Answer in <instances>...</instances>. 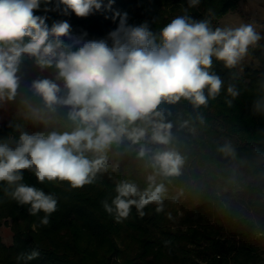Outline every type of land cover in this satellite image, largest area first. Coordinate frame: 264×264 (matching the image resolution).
Returning <instances> with one entry per match:
<instances>
[{
    "label": "trees",
    "instance_id": "16d2710c",
    "mask_svg": "<svg viewBox=\"0 0 264 264\" xmlns=\"http://www.w3.org/2000/svg\"><path fill=\"white\" fill-rule=\"evenodd\" d=\"M102 8L87 17H77L71 10L65 15L66 5L60 0H40L34 10L46 16L49 27L56 22L70 24L69 35L62 37L71 50H78L88 41L105 40L109 47V33L119 24L112 19L113 11L128 14L127 23L139 26L147 22L149 30L159 43V30L178 15L195 20L209 18L212 27L233 10L238 0H200L189 7L188 0H114L111 10L109 0H101ZM259 33L262 39L251 49L256 66H246L241 75L237 65L225 67L213 57L211 72L223 81L220 93L199 107L181 99L175 104L162 101L158 111L164 122L171 123L172 139L181 156L191 164L199 161L218 165L233 162V156L242 151L257 150V159L245 167L239 182L221 189L210 185L198 191L196 199L181 208V214L172 216L166 211L168 200L164 197V210L155 211L150 204L140 216L133 206L130 215L117 221L105 211L102 201L109 203L115 197V185L122 180L135 183L140 190L147 187V177L154 174L150 156L161 151L159 144L150 140L151 129L140 144L132 145L126 138L106 151L107 171L97 173L92 184L72 188L67 182L39 183L33 173L23 172V181L43 190L57 199V209L49 216V224H41L45 213L30 215L28 205H19L7 195L11 188L0 182V226L11 221L13 243L6 245L0 237V264H25L16 257L21 253L38 250L37 259L27 264H253L264 256V107L257 110V101L264 105V22ZM19 85L16 96L8 101V115L0 121V140L14 142L21 132L48 135L50 132H71L76 125L68 119L70 106L61 104L48 109L31 85L37 79H50L57 83L60 98L67 95L62 79H57L55 67L41 69L34 58L21 59ZM238 95L233 97L228 88ZM207 96V89L204 90ZM231 101V104L228 103ZM194 121V122H191ZM136 125L146 127L137 121ZM226 132L214 129V126ZM241 140L236 152L225 155L220 151L224 144L218 133ZM207 137H205V135ZM220 137V135H218ZM150 152L138 156L140 146ZM187 149H190L188 152ZM241 150V151H239ZM89 159L98 154L86 153ZM115 169V170H114ZM185 162L177 176L188 179ZM194 171V170H193ZM195 187L204 182L199 168L195 167ZM192 173V172H191ZM156 175V183L167 185V180ZM200 192V193H199Z\"/></svg>",
    "mask_w": 264,
    "mask_h": 264
},
{
    "label": "clouds",
    "instance_id": "9594fccd",
    "mask_svg": "<svg viewBox=\"0 0 264 264\" xmlns=\"http://www.w3.org/2000/svg\"><path fill=\"white\" fill-rule=\"evenodd\" d=\"M77 17H87L102 8L101 0H60ZM114 0H109L108 10ZM196 7L200 0H188ZM40 0H0V101H11L17 93V72L24 56L34 58L41 69L55 67L67 95L60 98L57 83L37 79L31 87L44 105L70 106L68 113L76 127L71 132H50L48 135L21 132L14 142L0 140V182L11 191L7 195L19 205H28L30 215L45 213L41 224H49V216L57 209V199L23 181V172L30 171L39 183L67 182L72 188L92 184L97 173L107 171L106 151L123 139L140 144L151 129L154 144L168 145L172 139L171 123L164 122L158 111L162 101L175 104L181 99L196 107L206 105L220 93L223 81L210 71L213 57L225 67H235L250 45L262 39L252 24L238 27H212L211 19L195 20L178 15L159 30V43L147 22L139 26L127 23L128 14L113 11L118 27L109 33L112 46L105 40L88 41L78 50H71L62 37L69 35L67 21L45 22L46 16L34 14ZM207 89V96L205 95ZM233 96L238 93L228 88ZM231 104V101H228ZM257 110L264 105L257 101ZM140 121L146 127L136 125ZM232 155L231 146L220 149ZM98 154L89 159L86 153ZM150 152L140 146L138 156ZM153 175L147 187L140 190L135 183L122 180L115 185V197L102 206L117 221L127 218L134 206L140 216L143 209L155 204L157 213L164 210L163 183L156 175L177 176L184 158L175 150L157 151L150 156ZM115 170V169H114ZM38 250L21 253L17 261L37 259Z\"/></svg>",
    "mask_w": 264,
    "mask_h": 264
},
{
    "label": "rangeland",
    "instance_id": "374dc122",
    "mask_svg": "<svg viewBox=\"0 0 264 264\" xmlns=\"http://www.w3.org/2000/svg\"><path fill=\"white\" fill-rule=\"evenodd\" d=\"M264 22V0H238L236 7L225 14L219 20V27H238L241 24H252L254 29L259 33L262 23ZM258 43V42H257ZM256 43V44H257ZM250 45L247 53L237 64V72L239 75L243 73L246 66H256L257 62L251 55V49L256 46ZM8 115V104L5 101H0V121H2ZM194 122V121H191ZM214 129H218L221 132H226L220 129L219 126H214ZM218 133V141L221 144H228L231 146L232 153L236 152L238 145L241 144V140L237 137H229ZM205 135V134H204ZM205 137H207L205 135ZM162 150H175L180 155L181 152L176 145H161ZM190 152V149H187ZM241 151V150H239ZM257 159V150L242 151L238 155L236 153L233 156V162L219 163L218 165L207 162L202 165L199 161L191 164L189 160L184 157L185 166L189 174L188 179L173 178L162 176L158 178L167 180L165 186L166 192L164 197L168 200L166 211L169 215L176 216L181 214V208L184 205H188L190 199H196L199 196L198 191H201L207 185L215 189H221L222 187L232 184L233 182H239L245 173V167L250 165L254 160ZM195 167L199 168L201 177L204 178V182L200 187H195L194 178L199 173L195 171ZM194 170V171H193ZM192 172V173H191ZM195 175H194V174ZM200 193V192H199ZM0 237L2 242L6 245L13 243V230L11 228V221L2 224L0 226ZM257 264V263H253Z\"/></svg>",
    "mask_w": 264,
    "mask_h": 264
},
{
    "label": "crops",
    "instance_id": "0c3cea01",
    "mask_svg": "<svg viewBox=\"0 0 264 264\" xmlns=\"http://www.w3.org/2000/svg\"><path fill=\"white\" fill-rule=\"evenodd\" d=\"M257 264H264V256H263V259L259 262H257Z\"/></svg>",
    "mask_w": 264,
    "mask_h": 264
}]
</instances>
